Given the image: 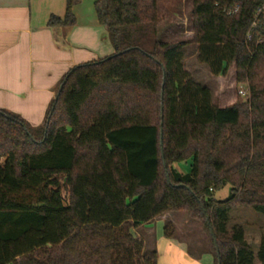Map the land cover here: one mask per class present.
<instances>
[{
    "label": "trees",
    "instance_id": "obj_1",
    "mask_svg": "<svg viewBox=\"0 0 264 264\" xmlns=\"http://www.w3.org/2000/svg\"><path fill=\"white\" fill-rule=\"evenodd\" d=\"M81 1L49 25H74ZM262 3L192 0L200 61L249 89L213 100L187 81L189 42L159 38L158 0H95L116 52L71 69L39 127L0 109V264H41L38 251L42 264H157L135 230L180 211L201 223L214 264H264V231L255 250L230 225L239 207L264 215V21L252 28Z\"/></svg>",
    "mask_w": 264,
    "mask_h": 264
},
{
    "label": "crops",
    "instance_id": "obj_2",
    "mask_svg": "<svg viewBox=\"0 0 264 264\" xmlns=\"http://www.w3.org/2000/svg\"><path fill=\"white\" fill-rule=\"evenodd\" d=\"M66 2L0 0V109L21 116L32 127L44 124L71 69L116 52L95 6L83 8V0L73 8L74 25H49L52 15H65ZM170 215L155 220L170 221ZM141 228L152 232L150 224Z\"/></svg>",
    "mask_w": 264,
    "mask_h": 264
},
{
    "label": "rangeland",
    "instance_id": "obj_3",
    "mask_svg": "<svg viewBox=\"0 0 264 264\" xmlns=\"http://www.w3.org/2000/svg\"><path fill=\"white\" fill-rule=\"evenodd\" d=\"M94 2L95 0H83L82 7L92 9L94 8ZM191 11L192 0H158L159 38L162 41L189 42L184 49L183 56V68L188 73L187 81H191L195 86L200 85L208 88L213 100L218 93H222V97L227 95L233 97L239 94L246 100L249 95L247 84H244L238 90L234 84V77L229 76L226 80L222 76L213 77L209 67L200 61L199 47L192 42ZM175 168L182 173H186L190 170L189 162L175 165ZM230 189L231 187L227 185L216 192V199H227ZM168 217L170 221L158 219L152 222L150 224L152 232L150 233L142 230V226L135 230L136 237L145 241V249L157 250V264H214V257L209 252L208 235L203 230L201 223L191 219L185 211L171 212ZM169 222L175 228V238L165 236V228ZM234 224H242L245 228L247 241L254 248L258 246L260 236L264 231V215L249 206L239 207L232 211L230 225ZM58 249L59 247H54V249L50 248L47 251L54 252ZM187 250L189 251L187 252ZM255 250H257V247ZM31 257L37 259L41 264L46 259L43 251H38ZM255 264L260 263L257 261Z\"/></svg>",
    "mask_w": 264,
    "mask_h": 264
},
{
    "label": "built area",
    "instance_id": "obj_4",
    "mask_svg": "<svg viewBox=\"0 0 264 264\" xmlns=\"http://www.w3.org/2000/svg\"><path fill=\"white\" fill-rule=\"evenodd\" d=\"M240 8H241L240 4L234 2L227 8L226 11L228 14H237L240 11ZM263 21H264V0H263L262 5L256 10L254 14V22H253L252 28L259 27V25ZM252 38H253L252 32L249 31L247 34V40L251 41ZM241 93L244 94L242 91Z\"/></svg>",
    "mask_w": 264,
    "mask_h": 264
},
{
    "label": "water",
    "instance_id": "obj_5",
    "mask_svg": "<svg viewBox=\"0 0 264 264\" xmlns=\"http://www.w3.org/2000/svg\"><path fill=\"white\" fill-rule=\"evenodd\" d=\"M60 90H61V87H60ZM55 100H57V97H56V99Z\"/></svg>",
    "mask_w": 264,
    "mask_h": 264
}]
</instances>
